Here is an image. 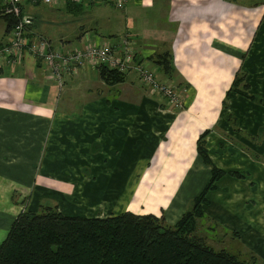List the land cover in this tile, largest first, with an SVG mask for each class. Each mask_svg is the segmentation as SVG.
I'll return each mask as SVG.
<instances>
[{
  "label": "crops",
  "instance_id": "0c3cea01",
  "mask_svg": "<svg viewBox=\"0 0 264 264\" xmlns=\"http://www.w3.org/2000/svg\"><path fill=\"white\" fill-rule=\"evenodd\" d=\"M79 8L70 12L79 15ZM122 12V34L96 31L92 43L131 42L138 60L178 87L182 107L154 95L137 72L107 85L98 68H83L60 91L45 66L26 54L0 68V165L20 171V165L50 161L52 176L41 167L32 188L65 199L66 206L55 205L72 208L66 216L130 212L164 216L173 226L212 179V165L198 152L208 132L209 158L225 175L208 192L205 213L264 264V0H130ZM7 25L0 17V45ZM81 29L84 42L61 41L64 48L86 46L90 37ZM166 52L173 56V77L154 62ZM237 74L253 100L226 99ZM69 144L78 159L70 164L76 168L64 169L66 159L54 162L48 151L58 147L64 155ZM43 152L44 161L36 162Z\"/></svg>",
  "mask_w": 264,
  "mask_h": 264
},
{
  "label": "trees",
  "instance_id": "16d2710c",
  "mask_svg": "<svg viewBox=\"0 0 264 264\" xmlns=\"http://www.w3.org/2000/svg\"><path fill=\"white\" fill-rule=\"evenodd\" d=\"M67 7L72 12L80 10L73 4ZM0 17L8 23V34L14 19ZM154 62L165 75L174 76L170 52L160 54ZM99 70L107 85L125 79L124 74L109 67L101 66ZM248 90L244 76L237 74L226 99L240 94L253 100ZM224 109H227L226 102ZM207 135L208 132L199 139L198 152L207 165H212V179L176 225H169L164 216H140L130 212L101 219L66 216L58 206H40L38 212L24 209L16 216L0 245V264H256L255 256L243 259L239 245L234 248L218 241L215 235L218 226L205 213L208 192L225 175L209 158ZM218 234L221 238L226 235L221 231ZM209 239L226 247H216L208 243Z\"/></svg>",
  "mask_w": 264,
  "mask_h": 264
},
{
  "label": "built area",
  "instance_id": "2783aa9c",
  "mask_svg": "<svg viewBox=\"0 0 264 264\" xmlns=\"http://www.w3.org/2000/svg\"><path fill=\"white\" fill-rule=\"evenodd\" d=\"M130 0H0V15L14 19L7 34V40L0 45V68L13 66L24 55L29 54L45 66L51 81L60 91L65 89L67 77L77 74L83 68L109 67L121 74L137 72L141 83L151 92L170 104L181 108L178 87L169 80H159L156 72L137 59L134 45L123 41L121 45H95L88 38L82 49H64V45L54 46L35 29L36 19L25 11L27 6L47 5L62 8L69 4L88 8L97 3H105L123 10ZM120 49V50H119Z\"/></svg>",
  "mask_w": 264,
  "mask_h": 264
},
{
  "label": "rangeland",
  "instance_id": "374dc122",
  "mask_svg": "<svg viewBox=\"0 0 264 264\" xmlns=\"http://www.w3.org/2000/svg\"><path fill=\"white\" fill-rule=\"evenodd\" d=\"M90 8L92 7L89 6L88 8H82V13L78 15L66 10L64 6H62L61 10H58V8H53L52 6L38 5L31 7L28 13L35 15V19L36 17L38 19V22L35 24V29L47 40H50L56 47L64 45L61 43V41L64 43L69 42L71 44L84 42L82 37V35H84V29H81L83 26L88 31L87 35L92 40H95L97 36L95 34L96 31L98 34L103 36H110L111 34L120 36L122 34L125 24V18L122 10L116 9L110 4L106 5L105 3H102L101 5L99 4V6H96L93 9ZM6 40L7 38L5 36V41ZM103 40L105 39L103 38ZM73 47L77 48L76 46ZM64 49L68 48L65 47ZM95 71L98 73V70ZM70 145L71 144H69L70 150L62 151L64 155L59 154L60 149L57 150L58 147H54L53 150L48 151L52 152V155L54 156L53 158L55 159L54 162H56V160L60 162V159H66L65 164L63 165L64 169H70L71 167L76 168V165H70L76 164V160L78 159L75 157L76 155H74L75 149L73 146H75V144H72L71 146ZM68 155L69 159L67 157ZM35 156L37 157V155ZM80 158L81 156L79 157V160ZM44 159L45 157L43 152L40 158H36V162H43ZM22 160H25L23 154ZM49 162L45 163L43 166L42 163H37L34 165H20V171H18V166L16 165H0V242L6 235L10 223L22 210L28 209L38 212L40 210V206H56L55 204L63 206L67 205L65 199H61V197L55 196V194L44 195L46 191L43 187L37 189L38 191H35L32 188L34 175H40L41 167H43V170L41 171L42 174L46 176H52L51 171L54 167ZM191 207L192 204L189 208ZM59 210L61 213L72 212V208L68 209V207L63 209L59 208ZM97 218L103 219V217ZM218 233H220V230L216 228L215 235L218 241L221 240L223 243L233 245L234 248L241 247L240 244H236V242H238L236 237L234 238V236L225 235L221 238L220 234ZM206 235H208L207 232ZM213 240L214 239H209L208 243L213 244L216 247H226V245L221 244L220 242L215 243ZM241 253L243 259L245 260H250L251 257H253L250 254H246L244 251ZM256 264L262 263L257 260Z\"/></svg>",
  "mask_w": 264,
  "mask_h": 264
}]
</instances>
